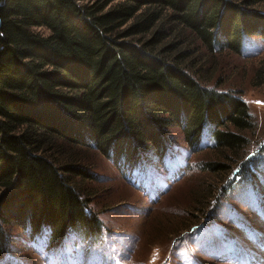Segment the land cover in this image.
<instances>
[{"label": "trees", "instance_id": "obj_1", "mask_svg": "<svg viewBox=\"0 0 264 264\" xmlns=\"http://www.w3.org/2000/svg\"><path fill=\"white\" fill-rule=\"evenodd\" d=\"M79 1L0 0V256L11 225L45 237L48 249L70 235L101 237L103 223L74 180L89 173L68 164L61 142L92 146L129 176L172 155L170 126L193 149L206 135L215 152L236 155L241 132L253 128L246 103L201 76L194 46L241 55L248 39L264 37V0ZM256 158L243 173L261 172ZM207 166L216 177L228 172Z\"/></svg>", "mask_w": 264, "mask_h": 264}, {"label": "rangeland", "instance_id": "obj_2", "mask_svg": "<svg viewBox=\"0 0 264 264\" xmlns=\"http://www.w3.org/2000/svg\"><path fill=\"white\" fill-rule=\"evenodd\" d=\"M257 11L264 14V5ZM194 48L205 60L201 76L209 87L248 106L253 128L241 132V154L215 152L217 143L206 135L193 149L175 125L167 129L172 155L126 176L98 149L61 142L64 156L72 157L68 164L89 173L74 180L103 223L101 237L70 235L64 246L48 249L45 237L31 239L24 229L7 226L0 264H264V155L258 154L264 146V37L248 39L241 55H210L198 41ZM57 152L62 161L63 152ZM254 156L263 160L261 172L243 173ZM213 162L228 172L216 177L207 170ZM209 188L212 199L202 206Z\"/></svg>", "mask_w": 264, "mask_h": 264}]
</instances>
